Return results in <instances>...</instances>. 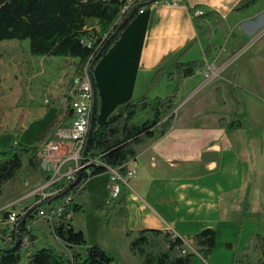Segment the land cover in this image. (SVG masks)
I'll list each match as a JSON object with an SVG mask.
<instances>
[{
	"label": "crops",
	"instance_id": "0c3cea01",
	"mask_svg": "<svg viewBox=\"0 0 264 264\" xmlns=\"http://www.w3.org/2000/svg\"><path fill=\"white\" fill-rule=\"evenodd\" d=\"M172 1L179 5H167L160 1L146 5L142 13L135 12L136 15L118 39L94 66L99 112L109 116L102 123L125 104L147 97H161V88L165 81L168 82L167 75L175 70L177 63L195 53L197 55L199 47L204 49L205 44H215L219 37L229 36L230 26H234L233 33L238 30V37L256 30L255 25L264 15V9H259L264 0L243 11L237 9L252 0ZM196 6L203 7L204 12H218L225 20L227 33L219 32L210 40L205 38L196 27L191 13V9ZM260 31H253V39ZM226 45L222 46L224 52L229 50ZM256 45L260 44L257 42ZM261 49H264L263 45ZM261 63L264 60L256 59V68L262 66ZM158 70H162L164 75L159 88L154 85ZM205 70L198 71L196 75ZM257 74L262 78L264 72L257 68ZM196 75L186 79L183 85ZM211 87L214 97L212 117L203 123L176 120L165 136L139 146L136 158L127 165L129 169L135 170V175L122 191L118 201L122 203L111 206L115 209L114 216L117 211L123 212L124 216L119 218L122 220L120 231L122 234L131 233L130 236L126 235L128 246L142 229L169 230L180 237L189 238L203 229L213 228L216 230L214 251L207 259L195 255L192 264H234L237 252L246 254L245 260L249 264H258L259 251L252 247L246 249L250 247L254 235L264 232V134L250 137L243 129L239 132L237 147L236 142L218 126L220 118L229 117L226 115L229 103L224 96L226 107L221 108L217 104L216 89L221 88L225 95L226 88L223 83ZM48 104L46 109H20L15 120L19 122L16 125L19 126L16 144L29 148L42 147L50 127L66 114L67 108L64 99L56 98ZM3 132L6 139L0 136V145L4 142V146H7L11 138L5 134V130L0 134ZM68 146L73 147L72 144ZM60 158L55 156L54 163ZM80 166L82 164L75 160H67L58 174L55 175V170L50 169L53 182L68 180L74 170H81ZM98 177H105L108 187L111 177L109 172L91 177L85 188ZM51 192L48 186L44 188V193ZM247 194L249 213L255 215L250 219H244L243 202ZM24 198H18L13 203H20ZM109 198L110 189L108 201ZM82 199L83 195L76 202L85 208ZM11 204L0 206V219L14 211L10 209ZM23 207L24 204H21L15 209ZM78 214L73 216L72 225L84 233L83 228L75 222ZM50 233L53 241L60 245V249H57L68 252L67 247L53 235L51 228ZM38 244L45 246L48 243L37 241L35 247ZM137 257L132 253V256L124 259V264H135L136 261L144 264Z\"/></svg>",
	"mask_w": 264,
	"mask_h": 264
},
{
	"label": "trees",
	"instance_id": "16d2710c",
	"mask_svg": "<svg viewBox=\"0 0 264 264\" xmlns=\"http://www.w3.org/2000/svg\"><path fill=\"white\" fill-rule=\"evenodd\" d=\"M127 1L0 0V42L28 41L29 52L34 56L76 58L75 76H79L90 63L93 72L98 60L136 15L134 12L129 17L121 31L104 48L119 25L117 21ZM156 1L158 0L151 3ZM259 1L252 0L237 10L243 11ZM198 8L203 9L196 6L191 9L192 15ZM90 21L96 22L92 28H88L87 23ZM194 22L208 40L219 32L227 33L225 20L216 11L206 10L203 15L194 16ZM88 41L91 42V47L86 45ZM216 48L211 42L205 50V59L177 63L175 70L167 75L168 82L174 86L173 92L165 98L147 97L132 101L121 106L102 124L97 123L98 99L92 133L88 143L85 142L80 161V167L87 168H81L75 173V181L61 179L53 182V172L43 166L40 148L24 147L14 142L8 148L0 149V198L5 187L16 180L27 167L38 174L43 184L50 183L48 187L55 192L47 198L40 197L35 206L24 208L25 214H18V226L22 222L23 224L13 232L12 241L0 243V264H21L24 257L26 264H112L114 258L107 250L96 244L88 246L84 233L72 225L73 216L85 211L84 206L78 204L76 199L84 195L85 185L91 177L108 173L110 169L118 170L120 175L125 177L128 172L127 165L136 158L139 146L162 138L172 129L177 118L174 109L181 86L186 79L206 68V60L212 58ZM162 76V70H158L154 77L155 87H160ZM73 82L74 79L70 81V85ZM71 101L67 94L66 114L50 127L44 141L49 139L50 134L60 125L73 120ZM216 101L221 107L227 105L221 88L216 89ZM218 126L224 129L239 147L238 135L245 129L244 123L237 119L221 118L218 120ZM108 187L110 189V184ZM124 188L123 184L122 191ZM63 192L66 194L58 197ZM69 197L71 199H68ZM113 200L109 198V205H112ZM121 203L120 201L117 204ZM243 207L244 219L255 217L249 213L248 194ZM103 208V205L99 207L101 210ZM41 210L55 217L50 224L52 233L67 247L68 252L48 245L35 249L36 238L29 223ZM7 217L8 214H5L3 218ZM5 232V229L0 227V239ZM126 235L130 236L131 233L127 232ZM18 240L19 244L15 247ZM25 242L29 244L27 251ZM186 243H189L191 248H188ZM215 247L216 230L213 228L203 229L189 238L180 237L169 230L142 229L130 243L131 252L141 258L144 264H192L195 255L207 259ZM251 247L260 253L258 264H264V232L251 238V245L246 250ZM245 257L246 254L237 252L234 264H249Z\"/></svg>",
	"mask_w": 264,
	"mask_h": 264
},
{
	"label": "rangeland",
	"instance_id": "374dc122",
	"mask_svg": "<svg viewBox=\"0 0 264 264\" xmlns=\"http://www.w3.org/2000/svg\"><path fill=\"white\" fill-rule=\"evenodd\" d=\"M262 3L260 10L264 9V1ZM87 24L88 28H92L96 22L90 21ZM230 27L229 36L215 40L217 49L212 59L208 61L205 72L196 75L193 80L181 86L174 109L177 115L176 120L203 123L205 119L211 118L214 114L211 111L214 104L211 86L223 83L226 88L225 95L224 93L223 95L229 103L226 112L229 117L223 118L240 120L244 123L245 131L250 137L254 135L260 137L264 134V75L259 78L257 68L264 72V63L256 68L255 62L256 59L264 60V49L260 50L261 45L264 48V15L255 25L256 30H253L261 29L255 39H253L255 33L253 31L238 37V30L233 33L234 26ZM257 42L260 45H256ZM224 45L226 49L229 48L227 52L222 51ZM206 48L207 44L204 49ZM204 49L199 47L197 55L195 53L191 57L184 58L183 62L205 59ZM76 62V58L34 56L29 52L28 41L0 42V132L5 130V134L11 138L7 146H4L2 142L0 149L8 148L17 139L19 126L16 125L19 122L15 120L19 116L20 109H46V105L56 98L67 102V94L70 97L73 84L69 89L70 81L76 77ZM173 89L174 86L165 81L161 88V97L171 95ZM204 112L206 115H203ZM108 117L107 114L99 112L97 123H102ZM3 135L4 132L0 134V136ZM2 138L6 139L5 136ZM47 163L53 168L54 163ZM43 166H45L44 162ZM46 187L43 186L38 174L27 167L16 180L5 187L4 194L0 198V206L12 203L10 205V209L14 210L12 212L31 208L37 204L40 197L43 198L41 192ZM108 188L105 177H98L89 182L82 199L85 211L75 217V222L83 228L88 246L100 245L112 257H115L112 264H124L132 253L126 234L120 231L122 220L119 218L124 216L123 212L117 211L116 217L114 216L115 209L109 205L107 200ZM23 196H25L23 201L13 203ZM118 201L119 199L113 200L112 205L119 206ZM21 204H24L23 208L15 209ZM102 205L104 208L101 210L99 207ZM54 218L50 214L39 215L37 213L34 220L29 223V227L36 238L35 243L38 241L43 244L47 241L48 246L60 249V245L53 241L50 233L51 227L49 228ZM25 244L27 251L29 244L27 242ZM43 246L38 244L35 249ZM21 264H26V257ZM135 264L140 263L136 261Z\"/></svg>",
	"mask_w": 264,
	"mask_h": 264
},
{
	"label": "built area",
	"instance_id": "2783aa9c",
	"mask_svg": "<svg viewBox=\"0 0 264 264\" xmlns=\"http://www.w3.org/2000/svg\"><path fill=\"white\" fill-rule=\"evenodd\" d=\"M152 1L153 0H128L127 5H125L124 9L122 10L117 22L120 23L125 16L132 13L135 9H137V12H144L145 6L153 4L151 3ZM160 1L167 5H179L178 2L172 0H158L155 3ZM202 11L204 10L198 8L195 10L193 15L201 16ZM86 45L88 47H91V42L88 41ZM90 68L91 63L89 65V71L88 73H86L85 78L82 79L81 83H78V86L76 87V94H74V96H76L77 110L76 112H74L73 120L68 125H60L40 148L41 158L45 165L44 167L48 168V170L54 169L55 175L59 173L62 164L65 161L75 160L80 163V161L82 160V150L85 146V138L88 137L93 112L94 90L90 76ZM69 144H72L73 147H69ZM55 156H60L61 158L54 163ZM47 162L54 163L53 168L48 166L49 164ZM75 171L76 170H74L68 176L69 182L75 181ZM109 173L111 175L109 181L110 197L116 200L119 199L122 194V184H124L125 186L128 185L129 179L135 175V170L128 168V172L125 177H122L119 171L116 169H110ZM49 184L50 183H48L47 186H49ZM53 194H55V192L44 193V190L41 192L43 198H47ZM68 199H71V197H69ZM19 213H21L22 215L25 214L24 209H21L19 212L10 211L8 212L7 218L0 219V227L5 229L6 231L1 235L0 243L4 244L13 240V232L15 233L18 227ZM39 215H45V212L40 211ZM57 215H59V213ZM186 245L188 248H191L189 243H186Z\"/></svg>",
	"mask_w": 264,
	"mask_h": 264
},
{
	"label": "water",
	"instance_id": "95a60500",
	"mask_svg": "<svg viewBox=\"0 0 264 264\" xmlns=\"http://www.w3.org/2000/svg\"><path fill=\"white\" fill-rule=\"evenodd\" d=\"M155 1V0H153ZM134 12H137V9H135L132 13H130L129 15L125 16L122 21L119 23L118 27L116 28V30L113 32V34L109 37L108 41L106 42V45L104 46V48H106L110 43L111 41L113 40V38L119 33V31H121V29L123 28V26L126 24V22L128 21L129 17L134 13ZM117 24V23H116ZM115 24V25H116ZM90 76H91V80H92V86H93V90H94V100H93V112H92V119H91V126H90V129H89V133H88V137H87V143L90 139V135L92 133V129H93V124H94V121H95V115L97 113V110H98V98H97V89H96V84H95V81H94V77H93V72H92V67L90 68ZM86 147H87V144H86ZM85 154V152H84ZM87 166H84L83 168H86ZM66 194V192H63L61 193L58 197H62ZM23 224V222L21 224H19L18 226V229L19 227ZM19 244V240L16 242V246L17 247Z\"/></svg>",
	"mask_w": 264,
	"mask_h": 264
},
{
	"label": "bare ground",
	"instance_id": "6f19581e",
	"mask_svg": "<svg viewBox=\"0 0 264 264\" xmlns=\"http://www.w3.org/2000/svg\"><path fill=\"white\" fill-rule=\"evenodd\" d=\"M126 5H127V3H126ZM203 14H204V11L201 12V15H203ZM88 71H89V66L87 65V66L84 68V71H83L79 76H76V77L74 78V82H73V84H72V90H71V93L69 94L70 97H71V99H72V101H71V108H72L73 114H74V112H76V110H77L76 96H74V94H76V87L78 86V83H81L82 79L85 78L86 73H88ZM85 140L87 141L86 138H85ZM86 141H85V142H86ZM81 168H83V167H81ZM79 170H80V168H78L75 172H77V171H79Z\"/></svg>",
	"mask_w": 264,
	"mask_h": 264
}]
</instances>
